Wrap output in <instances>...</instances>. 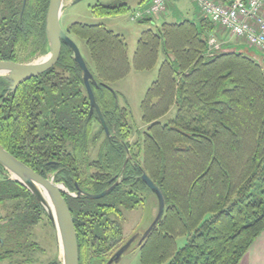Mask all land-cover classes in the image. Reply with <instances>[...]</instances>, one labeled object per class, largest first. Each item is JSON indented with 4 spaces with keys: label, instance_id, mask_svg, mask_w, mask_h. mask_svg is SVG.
<instances>
[{
    "label": "trees",
    "instance_id": "16d2710c",
    "mask_svg": "<svg viewBox=\"0 0 264 264\" xmlns=\"http://www.w3.org/2000/svg\"><path fill=\"white\" fill-rule=\"evenodd\" d=\"M124 1L95 4L91 14L123 15L129 10ZM22 4L0 0V62L30 63L18 56L48 52L49 0H26L23 11ZM68 30L88 50L90 88L110 138L90 111L82 73L62 44L58 62L15 91L0 78V146L70 194H99L112 187L97 200L63 193L78 264H106L123 245L124 211L135 210L151 194L143 174L161 193L164 210L139 247L141 264H239L264 231V57L259 62L237 48L209 52L213 25L200 13L195 22L162 23L141 32L131 63L123 37L103 24L76 22ZM160 60L140 104L148 127L133 142L130 114L111 85L131 68L149 71ZM174 106L175 115L162 120ZM10 200L18 202V216L0 222L4 234L12 235L18 226L19 235L37 214L47 217L26 188L5 178L0 205ZM179 238L185 239L182 247L176 245ZM27 249L33 250L23 245Z\"/></svg>",
    "mask_w": 264,
    "mask_h": 264
},
{
    "label": "rangeland",
    "instance_id": "374dc122",
    "mask_svg": "<svg viewBox=\"0 0 264 264\" xmlns=\"http://www.w3.org/2000/svg\"><path fill=\"white\" fill-rule=\"evenodd\" d=\"M70 1L72 0H67L68 3ZM121 2L122 0H80L79 2H76L72 5L70 4L63 9L62 15L59 20L60 27L62 30H66L72 23L75 22L83 24H95V20L98 19L96 17H93V15L91 14V6H94L95 4H116ZM167 3L168 2L165 3V8ZM143 7L144 6H142V13H144V15L141 16V21L147 20L148 18L147 14H145V11H147L149 7ZM129 8L130 9L125 14L110 18L111 20L105 22L104 25L108 30L113 31L116 34H121L124 37L128 49V59L131 63L137 38L139 37L140 33L148 29V27L145 24L138 23L139 21L130 22L133 19L132 12H135L137 10V7L133 2H129ZM163 22L164 20H159L158 24ZM212 25L213 30L209 32L207 50L209 52L215 53L223 49H227L224 48V44L227 41L231 42L230 37L228 36V34L223 32L224 29L217 25ZM112 26H116V28L114 27V29ZM74 40L84 59L88 60V50L85 46V43L77 38ZM232 40L234 42L232 41L231 44H229L230 46L233 47L236 45L235 48L241 50L247 56L257 59L259 62L262 60L261 56L263 57V55H261L258 50L251 46H248L240 40ZM45 55H38L34 58L18 56V59H20L22 62H33L43 58ZM160 63L161 60L158 61V64L150 71L138 72L134 71L131 68L130 72L124 79L112 83L111 85V88L118 94L119 105L122 108H125L126 112L130 114L129 121L134 128L131 139V141L133 142L139 140L141 136H143V134L146 132V129L148 127L147 124L142 122V112L140 110V104L145 91L156 77L157 69L159 68ZM262 67L264 71V63ZM175 112L176 107L174 106L167 113V116L165 118H162V120L172 118L175 115ZM95 153L96 148L93 149L89 154L94 157ZM5 178L9 179L10 176L2 174L0 171V182ZM22 206H24V204H22ZM17 207L18 202H14L12 200L2 203L0 205V222H4L9 216H18V209L17 211L15 210ZM22 210H26V207H23ZM156 212V199L153 193L149 194L146 197L145 202L143 204H140L135 210L124 211L121 223L123 244L136 233H143L148 224H150V222L155 217ZM36 216L37 220L34 221V223L33 220H35V218L33 220H29L28 225L31 224V226L24 229L25 231H20L19 235L18 226L12 227V235L7 233L4 234L5 231L3 233L0 232V238H3L2 236L5 237V240L3 239V242H5V244L3 243L2 248L0 247V255H4L6 254V252H9L8 257L0 259V264H51L52 261L55 260L61 262L59 245L57 243L54 230L50 225L48 218L41 213L37 214ZM2 228L3 226L0 227V230H2ZM184 242V238L177 239V247H182ZM25 244H30L33 250L30 251V249H27L26 251H23L22 247ZM18 248L19 251L21 250L19 253ZM118 264H141L139 261L138 248L133 245L131 250L126 253L125 257Z\"/></svg>",
    "mask_w": 264,
    "mask_h": 264
},
{
    "label": "water",
    "instance_id": "95a60500",
    "mask_svg": "<svg viewBox=\"0 0 264 264\" xmlns=\"http://www.w3.org/2000/svg\"><path fill=\"white\" fill-rule=\"evenodd\" d=\"M79 1L72 0L68 3L67 0H49L44 26L48 46L47 54L43 58L30 63L0 62V78H3L8 84L7 89L9 91H15L22 83L51 69L60 58L62 44L66 45L72 53L74 63L82 73V81L88 96L90 111L94 110L96 112L106 137L110 138L109 130L90 88V81H92L93 77L76 43L70 38L68 28L62 30L59 24L63 9ZM25 4L26 0H23L22 11ZM0 171L2 174L9 175V180L19 183L26 188L42 206L59 245L61 254L60 264H78V248L73 219L63 198V193L72 197L84 196L87 199L97 200L107 195L112 187L99 194H86L79 190L77 194H70L64 185L54 183L53 179L43 178L9 154L1 146ZM141 180L157 199L156 215L143 233H136L127 240L112 254L106 264H118L125 257L126 253L131 250L133 245L139 250V247L162 218L164 202L161 193L145 174L141 176Z\"/></svg>",
    "mask_w": 264,
    "mask_h": 264
},
{
    "label": "built area",
    "instance_id": "2783aa9c",
    "mask_svg": "<svg viewBox=\"0 0 264 264\" xmlns=\"http://www.w3.org/2000/svg\"><path fill=\"white\" fill-rule=\"evenodd\" d=\"M169 0H152L145 14L147 17L162 13ZM202 17L242 40L264 55V0H193ZM135 12L133 19L144 13Z\"/></svg>",
    "mask_w": 264,
    "mask_h": 264
},
{
    "label": "crops",
    "instance_id": "0c3cea01",
    "mask_svg": "<svg viewBox=\"0 0 264 264\" xmlns=\"http://www.w3.org/2000/svg\"><path fill=\"white\" fill-rule=\"evenodd\" d=\"M216 1L217 2H225L226 0H216ZM129 2H133L134 5L137 7V9L138 8L142 9V7H140L141 6L140 0H125L124 1V3L128 5V7H129ZM102 5H111V4H102ZM145 7H147V6H144L143 8H145ZM197 14H199V11H198V8L196 6V3L193 0H170L167 3L166 8H165L163 13L154 15L153 17H151L148 20V22H143V23L138 22V23L145 24L148 27V29H151L154 27H158L162 24V23L158 24L159 20H164L163 23H179L183 20H192L195 22ZM110 18H114V17L97 18L98 20H95V22H96L95 24H103L104 25L105 22L111 20ZM130 22H132V21H130ZM88 25H94V24H88ZM114 27L116 28V26H114ZM148 29H146V30H148ZM216 30H218V29H216ZM223 32L228 34L231 42L233 41L232 39H234L236 41L238 40V39L232 37L225 30ZM113 33H115V32H113ZM117 35L123 37L121 34H117ZM215 36H217V35H215ZM138 38H137V40H138ZM123 39H124V37H123ZM124 41H125V39H124ZM231 42H229V41L225 42L224 48L236 49L235 48L236 45L233 47L229 45V44H231ZM136 43H137V41H136ZM125 44H126V42H125ZM135 49H136V45H135ZM135 49L133 51V54L135 52ZM127 52H128V49H127ZM132 57H133V55H132ZM157 72H158V69H157ZM156 77H157V73H156ZM156 77H155V79H156ZM155 79H154V81H155ZM154 81H152V82H154ZM152 82H151V84H152ZM146 91H145V93H146ZM239 264H264V231L261 232L259 237L256 239V241L252 244V246L248 250V253L246 254V256L241 260V262Z\"/></svg>",
    "mask_w": 264,
    "mask_h": 264
},
{
    "label": "flooded vegetation",
    "instance_id": "af4514ba",
    "mask_svg": "<svg viewBox=\"0 0 264 264\" xmlns=\"http://www.w3.org/2000/svg\"><path fill=\"white\" fill-rule=\"evenodd\" d=\"M2 245H3V242H2V240L0 239V247H1V248H2ZM8 253H9V252H6V254H4V256H5V257H8Z\"/></svg>",
    "mask_w": 264,
    "mask_h": 264
}]
</instances>
